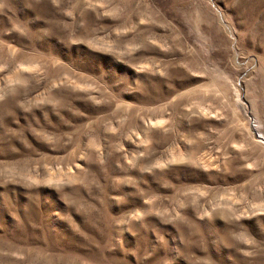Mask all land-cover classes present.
<instances>
[{
	"label": "rangeland",
	"instance_id": "rangeland-1",
	"mask_svg": "<svg viewBox=\"0 0 264 264\" xmlns=\"http://www.w3.org/2000/svg\"><path fill=\"white\" fill-rule=\"evenodd\" d=\"M0 264H264V0H0Z\"/></svg>",
	"mask_w": 264,
	"mask_h": 264
}]
</instances>
